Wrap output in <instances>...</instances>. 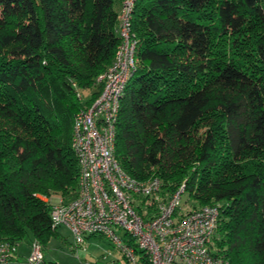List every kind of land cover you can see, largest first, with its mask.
<instances>
[{
    "label": "trees",
    "instance_id": "1",
    "mask_svg": "<svg viewBox=\"0 0 264 264\" xmlns=\"http://www.w3.org/2000/svg\"><path fill=\"white\" fill-rule=\"evenodd\" d=\"M120 1L0 0V240L58 233L45 198L76 194L73 123L114 61ZM253 30L242 57L221 51ZM133 31L120 163L218 204L213 252L264 264V0H137Z\"/></svg>",
    "mask_w": 264,
    "mask_h": 264
},
{
    "label": "built area",
    "instance_id": "2",
    "mask_svg": "<svg viewBox=\"0 0 264 264\" xmlns=\"http://www.w3.org/2000/svg\"><path fill=\"white\" fill-rule=\"evenodd\" d=\"M136 2L120 1V45L114 61L97 77L102 84L98 97L75 116L72 147L79 162L78 187L72 197L45 198L51 203L53 225L71 230L77 257L89 235L105 237L114 245V256L103 254L81 264H230L225 254L211 248L220 218L218 204L181 212L184 184L173 193L164 192L160 178L139 180L117 157L121 101L138 65ZM16 251L17 244L0 240V264L11 262ZM43 252V244L34 239L27 264H53L46 262Z\"/></svg>",
    "mask_w": 264,
    "mask_h": 264
},
{
    "label": "rangeland",
    "instance_id": "3",
    "mask_svg": "<svg viewBox=\"0 0 264 264\" xmlns=\"http://www.w3.org/2000/svg\"><path fill=\"white\" fill-rule=\"evenodd\" d=\"M116 9L119 10L120 3L115 4ZM256 30L248 31L239 35L237 39H226L221 51L227 50L229 55H236L242 57L244 52H249L254 41ZM238 40V46H235V41ZM83 97L86 95L84 89L81 90ZM149 179V178H148ZM60 195L47 197L55 201ZM186 194L183 195V202L181 212H187L200 205L193 199L187 198ZM122 233V232H120ZM34 239L26 237L17 244L18 256L16 260H12L8 264H27L26 257L31 253V243ZM74 236L71 230L64 225L58 226V233L52 235L50 240L45 244L44 257L47 262H55L56 264H81L82 260H95L100 258L103 254H108L112 257L116 254L114 245L105 237L98 235H89L87 244L80 246V257L73 250L72 243ZM111 251V253H110Z\"/></svg>",
    "mask_w": 264,
    "mask_h": 264
},
{
    "label": "crops",
    "instance_id": "4",
    "mask_svg": "<svg viewBox=\"0 0 264 264\" xmlns=\"http://www.w3.org/2000/svg\"><path fill=\"white\" fill-rule=\"evenodd\" d=\"M120 8V7H119ZM18 244V243H17ZM17 256H18V249H17V251H16V254H15V257H14V259L13 260H16L17 259ZM47 262V261H46Z\"/></svg>",
    "mask_w": 264,
    "mask_h": 264
}]
</instances>
